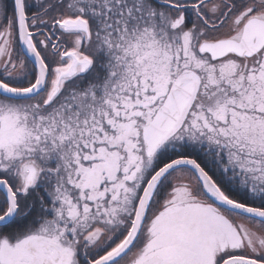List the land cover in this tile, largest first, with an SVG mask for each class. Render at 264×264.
I'll return each mask as SVG.
<instances>
[{"label": "snow or ice", "instance_id": "6c2138e0", "mask_svg": "<svg viewBox=\"0 0 264 264\" xmlns=\"http://www.w3.org/2000/svg\"><path fill=\"white\" fill-rule=\"evenodd\" d=\"M0 264H264V0H0Z\"/></svg>", "mask_w": 264, "mask_h": 264}]
</instances>
